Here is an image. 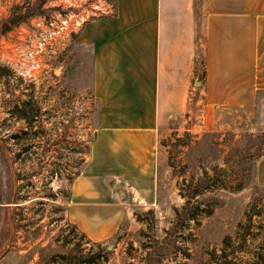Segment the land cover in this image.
Segmentation results:
<instances>
[{
	"label": "rangeland",
	"instance_id": "rangeland-1",
	"mask_svg": "<svg viewBox=\"0 0 264 264\" xmlns=\"http://www.w3.org/2000/svg\"><path fill=\"white\" fill-rule=\"evenodd\" d=\"M43 1L44 14L0 38V196L10 202L0 208V264H264V187L254 179L264 94L233 116L209 114L196 90L191 112L159 138L158 206L134 207L113 240L92 243L67 221V177L83 168L97 120L90 48L72 44L37 88L15 71L18 36L31 19L67 13V0H0V24ZM189 197L190 209L213 213L187 221Z\"/></svg>",
	"mask_w": 264,
	"mask_h": 264
},
{
	"label": "crops",
	"instance_id": "crops-1",
	"mask_svg": "<svg viewBox=\"0 0 264 264\" xmlns=\"http://www.w3.org/2000/svg\"><path fill=\"white\" fill-rule=\"evenodd\" d=\"M114 5L73 43L91 51L97 120L82 171L68 186L66 217L95 244L113 240L134 207L158 206L159 138L191 112L196 90L209 114L233 116L251 113L264 94V0ZM254 179L264 187V154Z\"/></svg>",
	"mask_w": 264,
	"mask_h": 264
},
{
	"label": "built area",
	"instance_id": "built-area-1",
	"mask_svg": "<svg viewBox=\"0 0 264 264\" xmlns=\"http://www.w3.org/2000/svg\"><path fill=\"white\" fill-rule=\"evenodd\" d=\"M114 10V0H67V13L31 19L25 38L18 36L16 73L32 86L42 87L49 82L55 61L75 42L85 24L111 16Z\"/></svg>",
	"mask_w": 264,
	"mask_h": 264
},
{
	"label": "trees",
	"instance_id": "trees-1",
	"mask_svg": "<svg viewBox=\"0 0 264 264\" xmlns=\"http://www.w3.org/2000/svg\"><path fill=\"white\" fill-rule=\"evenodd\" d=\"M43 4H44V1L39 3V5L36 7V9L29 8V7H32L30 5L26 6V7H23V6L16 7L14 9V11L11 13V15L1 22V24H0V38L2 36H4L5 34H7L9 31H11L14 27H17L23 23H26L31 17L36 16V15H40V14H44V12H38L39 10L42 9ZM2 71H3V69L0 67V73ZM13 138L16 139V138H18V136L14 135ZM88 153H89V151H88ZM81 171H82V169L76 170L75 172H73V176L67 177V180H69V182H72L74 180V178L77 177L81 173ZM67 197H68V192H67ZM22 200H23V198L20 197L19 192L15 191L13 193V198H12L13 204H19V203H21ZM192 200H193V198L189 197L187 200V204L184 208L185 212H187V217H186L187 221H195L201 213L208 215V216H210L213 213V210L203 211V210H199L198 207L197 208L191 207V209H190V206L192 205ZM8 204H10V202H8L5 199V197L3 195H1L0 196V208H6L5 205H8ZM177 216H180V212H178V211H177ZM137 219L139 221H141V219L138 215H137Z\"/></svg>",
	"mask_w": 264,
	"mask_h": 264
},
{
	"label": "water",
	"instance_id": "water-1",
	"mask_svg": "<svg viewBox=\"0 0 264 264\" xmlns=\"http://www.w3.org/2000/svg\"><path fill=\"white\" fill-rule=\"evenodd\" d=\"M113 245H114V243L110 247H108V250L112 249Z\"/></svg>",
	"mask_w": 264,
	"mask_h": 264
}]
</instances>
